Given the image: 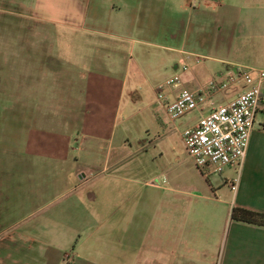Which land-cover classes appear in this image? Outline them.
Returning a JSON list of instances; mask_svg holds the SVG:
<instances>
[{
    "label": "rangeland",
    "instance_id": "374dc122",
    "mask_svg": "<svg viewBox=\"0 0 264 264\" xmlns=\"http://www.w3.org/2000/svg\"><path fill=\"white\" fill-rule=\"evenodd\" d=\"M123 1L0 0V264L221 263L231 217L220 251L226 206L181 137L200 115L174 125L155 94L181 56L116 29ZM97 81L100 144L81 133ZM85 178L100 209L70 191Z\"/></svg>",
    "mask_w": 264,
    "mask_h": 264
},
{
    "label": "crops",
    "instance_id": "0c3cea01",
    "mask_svg": "<svg viewBox=\"0 0 264 264\" xmlns=\"http://www.w3.org/2000/svg\"><path fill=\"white\" fill-rule=\"evenodd\" d=\"M122 3L113 8L116 11V29L128 28L130 32L143 35L142 43L181 56L182 64L176 63L174 67V76L179 75L181 83L170 90L171 100L184 90L197 91L213 80L224 82L235 65L264 69V0H124ZM88 19L85 7V23ZM95 19L99 21V18ZM193 56H203L207 60L197 65ZM185 63L192 66L189 72L182 70ZM98 82L94 90L100 86ZM243 89L245 84L241 83L219 94L221 100L215 99L216 104L233 101ZM96 90L85 99V117L82 118L85 128L81 133L85 132V136L100 144L107 134L102 121L106 116L99 106L102 99ZM42 148L38 144L33 146V151L41 155ZM214 175L204 174L219 195L218 203L226 206L225 211L222 208L213 214L221 251L234 207L264 213V87L243 167H230L220 174V178L211 182L209 179ZM236 179L237 190L233 191ZM36 181L33 180L34 186ZM73 181L77 184L70 191L80 190L76 198L83 204L93 205L95 210L100 209L99 188L88 187L92 180ZM39 188L33 187L32 192L37 195L45 193ZM220 264H264V228L231 222Z\"/></svg>",
    "mask_w": 264,
    "mask_h": 264
},
{
    "label": "built area",
    "instance_id": "2783aa9c",
    "mask_svg": "<svg viewBox=\"0 0 264 264\" xmlns=\"http://www.w3.org/2000/svg\"><path fill=\"white\" fill-rule=\"evenodd\" d=\"M206 60L203 56H193L197 65ZM191 67L190 63H185L182 70L189 72ZM179 83L181 77L176 75L159 84L155 94L158 104L174 125L190 113L200 115L196 124L181 132L186 150L196 166L207 176L220 175L230 167L241 169L262 102L264 69L235 65L224 82L213 80L197 91L184 90L171 100L170 90ZM241 83L245 84V89L233 101L216 104V96ZM237 181H234L233 191L237 190Z\"/></svg>",
    "mask_w": 264,
    "mask_h": 264
},
{
    "label": "trees",
    "instance_id": "16d2710c",
    "mask_svg": "<svg viewBox=\"0 0 264 264\" xmlns=\"http://www.w3.org/2000/svg\"><path fill=\"white\" fill-rule=\"evenodd\" d=\"M231 221L264 228V213L234 207L231 212Z\"/></svg>",
    "mask_w": 264,
    "mask_h": 264
}]
</instances>
